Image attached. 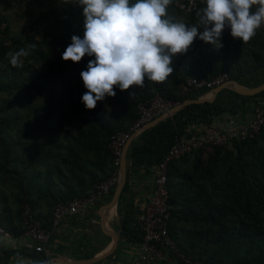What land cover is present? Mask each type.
Here are the masks:
<instances>
[{
	"label": "trees",
	"instance_id": "obj_1",
	"mask_svg": "<svg viewBox=\"0 0 264 264\" xmlns=\"http://www.w3.org/2000/svg\"><path fill=\"white\" fill-rule=\"evenodd\" d=\"M176 1L187 2L172 0L169 16L197 24L195 13L205 2L184 12L175 7ZM7 10L22 22L17 32ZM72 35L83 36L77 0H0V223L13 236L26 231L24 206L51 232L55 205L86 198L117 176L112 137L129 132L140 117V104L156 96L172 104L188 99L178 85L189 77L210 80L226 72L229 80L238 81L253 72L255 86L264 82V26L246 43L225 28L222 48L197 38L186 53L176 54L165 82L145 79L144 87L115 88L114 97L87 110L81 102L86 89L80 72L94 57L77 63L62 60ZM28 44L36 45L32 54L22 58V67H12L7 54ZM206 92L191 91L195 98ZM252 98L264 101V91ZM216 100L188 105L133 140L118 204L120 240L139 245L143 238L128 196L129 178L161 162L177 137H195L196 126H220L215 122L224 108ZM166 177L168 233L184 259L194 264H264V127L244 141L194 150L170 162ZM35 253L44 264L45 254ZM171 255V264H186Z\"/></svg>",
	"mask_w": 264,
	"mask_h": 264
},
{
	"label": "clouds",
	"instance_id": "obj_2",
	"mask_svg": "<svg viewBox=\"0 0 264 264\" xmlns=\"http://www.w3.org/2000/svg\"><path fill=\"white\" fill-rule=\"evenodd\" d=\"M204 2L205 7L195 13L198 23L189 26L169 16L172 0H77L83 36H71L61 59L77 63L85 56L94 57L80 72L86 89L81 96L84 107L95 109L97 102L116 95L115 88L144 87L145 79L165 82L173 73V57L186 53L194 39L220 49L225 28L246 43L264 26V0ZM35 48L28 44L9 52V63L22 67V58Z\"/></svg>",
	"mask_w": 264,
	"mask_h": 264
},
{
	"label": "built area",
	"instance_id": "obj_3",
	"mask_svg": "<svg viewBox=\"0 0 264 264\" xmlns=\"http://www.w3.org/2000/svg\"><path fill=\"white\" fill-rule=\"evenodd\" d=\"M176 1L175 7L180 11L191 12L197 8V3H204V0ZM229 81L226 72L205 80L202 78H186L178 85L181 94L185 95L193 90L203 89L207 92L215 87L221 86ZM176 104V103H175ZM175 104L165 101L156 96L148 104H140L139 119L134 123L129 132H122L112 137L111 150L115 156V165L119 164V157L122 147L130 138L131 134L142 125L151 122L155 118L167 113ZM264 127V102L261 108L255 110L253 118L247 124L235 126H213L205 131H200L195 137H177L163 160L153 167L154 182L151 197L139 209L138 225L143 233L142 242L137 247V254L129 264H171L172 255L186 264H194L184 259L175 249L174 242L168 233V220L170 217L168 199L169 194L166 187L167 167L174 160L199 149L212 147L230 146L233 142L244 141L258 134ZM117 176L113 177L95 187L86 198H76L68 202L59 203L52 209V230L70 216L77 215L88 207L99 201L109 198L110 192L114 189ZM22 222L26 227L25 236L29 237L35 244V252L44 253L46 264H50L49 256L46 254L50 233L42 227L40 222L32 218L28 206H24ZM6 232L0 223V235ZM0 264L2 262L0 261Z\"/></svg>",
	"mask_w": 264,
	"mask_h": 264
},
{
	"label": "crops",
	"instance_id": "obj_4",
	"mask_svg": "<svg viewBox=\"0 0 264 264\" xmlns=\"http://www.w3.org/2000/svg\"><path fill=\"white\" fill-rule=\"evenodd\" d=\"M256 81L257 76L253 72H248L241 76L237 82L243 87L252 88L255 87ZM204 95L205 93L196 98ZM187 96L188 99H196L191 92ZM252 97L228 95V93L225 97L224 95L217 96L215 100L217 99L216 102L222 105L224 113L219 116L215 124L220 123V126L229 127L250 122L255 110L261 108L264 102ZM206 129L207 127L196 126L193 128V132L196 134ZM153 182V168H150L149 171L141 169L129 178L128 196L130 194V198L133 200L136 220L140 207L151 197ZM105 203V200L99 201L82 212L80 211L77 215L67 217L57 229L52 230L47 246L50 264L85 262L109 248L112 238L103 231L101 226V209ZM116 217L113 219L111 213L109 226L106 223V228L117 236L119 234L118 243L111 254L112 256L91 264H129L135 258L138 245H129L120 240V218L118 214ZM34 248V242L26 237L25 233L19 237L8 233L0 235V259L4 264H42Z\"/></svg>",
	"mask_w": 264,
	"mask_h": 264
},
{
	"label": "water",
	"instance_id": "obj_5",
	"mask_svg": "<svg viewBox=\"0 0 264 264\" xmlns=\"http://www.w3.org/2000/svg\"><path fill=\"white\" fill-rule=\"evenodd\" d=\"M264 91V82L258 86L252 87V88H246L240 85L237 81L235 80H229L222 84L221 86L215 87L214 89L208 91L205 93L204 96H201L196 99H186L180 103H176L167 113L162 114L161 116L155 118L149 123H146L142 125L139 129L135 130L130 138L125 142L124 146L122 147L121 154L119 157V164H118V170H117V180L115 187L113 189V194L110 198V200L105 203L101 209V226L103 231L108 234L111 238V244L108 249L103 251L101 254L85 261V262H68L66 264H91V263H97L100 262L104 259H106L108 256H110L118 243L119 239V234H114L110 229L106 228V219H107V213L109 210H112L114 208L116 215L118 214V204H119V197L120 194L123 190V187L126 182V169H127V152L128 149L133 142V140L142 132L146 131L149 128L154 127L157 125L159 122L171 118L173 115L178 113L180 110L185 108L188 105H193V104H203V103H212L214 102L215 98L221 95L226 96V94H235L239 96H244V97H252L260 92ZM121 230V228H120ZM120 233V232H119Z\"/></svg>",
	"mask_w": 264,
	"mask_h": 264
},
{
	"label": "rangeland",
	"instance_id": "obj_6",
	"mask_svg": "<svg viewBox=\"0 0 264 264\" xmlns=\"http://www.w3.org/2000/svg\"><path fill=\"white\" fill-rule=\"evenodd\" d=\"M5 15L7 16V18L9 19V22H10V25H11V29L12 31L14 32H17L19 30V28L21 27L22 25V22L20 21H16L14 20V16H13V13L12 11L10 10H7L5 11ZM110 199L109 198H105V201L106 203L109 201ZM104 205V204H103ZM117 217L115 216L113 219H116ZM98 221L100 222V220L98 219ZM100 228V226H98Z\"/></svg>",
	"mask_w": 264,
	"mask_h": 264
},
{
	"label": "bare ground",
	"instance_id": "obj_7",
	"mask_svg": "<svg viewBox=\"0 0 264 264\" xmlns=\"http://www.w3.org/2000/svg\"><path fill=\"white\" fill-rule=\"evenodd\" d=\"M111 213H112V218H114L115 215H116L114 208H113L112 210H109L108 213H107V219H106V223H107V224H108L109 221L111 220V218H110V214H111ZM116 216H117V215H116ZM108 226H109V224H108Z\"/></svg>",
	"mask_w": 264,
	"mask_h": 264
}]
</instances>
